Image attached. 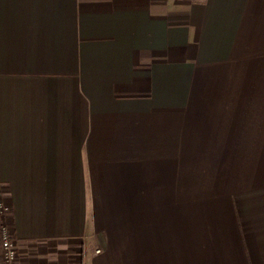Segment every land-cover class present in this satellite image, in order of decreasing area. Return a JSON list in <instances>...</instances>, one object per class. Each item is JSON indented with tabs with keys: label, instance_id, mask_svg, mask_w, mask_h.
<instances>
[{
	"label": "crops",
	"instance_id": "1",
	"mask_svg": "<svg viewBox=\"0 0 264 264\" xmlns=\"http://www.w3.org/2000/svg\"><path fill=\"white\" fill-rule=\"evenodd\" d=\"M0 185L17 264H264V0H0Z\"/></svg>",
	"mask_w": 264,
	"mask_h": 264
},
{
	"label": "built area",
	"instance_id": "2",
	"mask_svg": "<svg viewBox=\"0 0 264 264\" xmlns=\"http://www.w3.org/2000/svg\"><path fill=\"white\" fill-rule=\"evenodd\" d=\"M10 211V205L0 185V264H17L18 253L15 240L7 223Z\"/></svg>",
	"mask_w": 264,
	"mask_h": 264
}]
</instances>
